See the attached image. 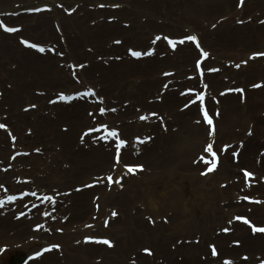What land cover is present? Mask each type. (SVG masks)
I'll return each mask as SVG.
<instances>
[{
    "label": "rangeland",
    "instance_id": "374dc122",
    "mask_svg": "<svg viewBox=\"0 0 264 264\" xmlns=\"http://www.w3.org/2000/svg\"><path fill=\"white\" fill-rule=\"evenodd\" d=\"M2 1L6 3L0 4V25L18 31L7 32L0 26V32L9 36L8 41L18 56L12 60L8 56L3 61L0 93L5 83L14 86V81L7 79L8 72L15 70L20 80L28 72L22 66L27 59L25 54L17 52L18 47L25 48L21 41H31L45 51L38 48L30 51L37 55L31 58L30 75L25 76L31 79V97L13 102L0 96V113L7 116L4 121L10 123L9 129L16 135L19 136L15 132L17 126L21 134L31 136V142L19 147L32 150L44 146L45 152L36 163L28 153L16 154L7 133L0 136L3 145L0 148H7L6 156H0V187L15 192L12 197L18 200L14 214L5 216L6 209L0 208V220H8L0 229V264H43L47 259H53L47 264H225L226 261L264 264V233H254L249 224L236 219L244 217L256 227L264 228V128L255 125L251 115L262 116L264 110L263 97L256 93L264 87V56L254 55L264 53V14H256L264 11V0H257L258 9L245 15L236 11L222 13L211 5L194 11V2L199 0ZM224 14L230 18L227 20ZM115 25L121 30L112 29ZM231 25L243 26L241 37L224 34ZM204 30L211 33L204 37ZM186 36L197 37L199 48L197 42L185 40L181 44L177 41ZM164 37L177 41L175 47ZM165 42L169 47L162 49L160 44ZM74 45L80 48L76 52ZM183 48L193 52L189 62L180 51ZM201 49L208 53L206 58ZM129 50L170 53L174 65L155 69L154 76L158 79L153 77L160 79L155 86L150 85L149 74L141 69L129 73L110 88L109 82L102 79L103 72L93 65H103L106 72L113 62L140 63L145 56L133 57ZM113 55L118 58L111 59ZM198 61L203 70L209 67L216 71L195 75ZM38 64H47V77L38 76L35 70ZM180 66L183 68L179 69ZM162 87H175L178 92L194 90L192 103L195 101V105L201 103L196 99L199 92L207 96L203 108L212 117V125L207 124L202 110L191 114L184 100L170 110L184 115L187 120L190 114L193 124L204 129V139L196 147L197 152L191 150L188 154V166L192 170L184 167L175 173L169 159L157 162L158 166L154 167L143 156L153 148V151L159 150L158 155L175 158L174 149L167 146V142L169 133L179 130L178 122H169L165 109L154 106L163 103L155 97ZM15 88L17 94L25 93L17 80ZM89 89L95 92L94 96H76ZM35 90L46 91L45 97L40 95L42 104L60 114L54 121V130L56 134L68 135L73 142L72 156L65 157V149L55 138L54 130L51 134L44 131L35 138L28 132L37 124L35 116L25 109V105L31 103L40 104ZM5 91L6 95L12 93L6 87ZM56 91L75 98L60 100L59 95L55 96ZM119 91L122 96L117 98ZM48 98L53 103L46 104ZM237 98V104L244 108L240 115H236L234 106L230 110L225 104V99L233 102ZM255 101L256 109L251 110ZM127 102L132 107L131 113L129 108L101 118L98 108L100 110L103 104L124 107ZM147 111H150L148 119L135 122L141 112ZM19 113L25 114L27 121H17ZM116 123H120L119 138L135 141L134 149L142 154L134 162L150 167L149 172L129 176L125 170L113 166L122 164V159L114 161L112 167L111 161L104 168L96 167V171L89 167L82 152L91 147L100 149L107 132L113 130ZM251 137L255 138L252 144ZM112 138L115 149L118 140ZM209 144L213 146L215 157L205 151ZM250 145L247 156L245 151ZM177 153L185 157L182 151ZM127 161L124 158V162ZM211 161L216 162V167L208 171ZM245 172L252 175L246 176ZM16 176L25 177L18 181L24 183L18 188ZM108 177H112L111 181ZM33 184L40 190L35 196L31 195L34 191L28 189ZM46 196L53 199L46 200ZM78 203L79 208L75 209ZM28 207L30 218L10 221L19 212L23 215ZM45 212L49 213L47 225L32 231L30 225H37ZM103 240H108L111 246L100 242ZM87 243L94 249L87 250ZM74 246L82 247L74 249ZM213 246L216 255H212ZM237 248L239 250L234 251Z\"/></svg>",
    "mask_w": 264,
    "mask_h": 264
},
{
    "label": "bare ground",
    "instance_id": "6f19581e",
    "mask_svg": "<svg viewBox=\"0 0 264 264\" xmlns=\"http://www.w3.org/2000/svg\"><path fill=\"white\" fill-rule=\"evenodd\" d=\"M240 0H235V5H233V0H199V1H195L194 2V11H197V9L199 8L200 10L208 8L209 5H211L214 9L222 12V13H227L230 11H236L240 14H248V12L251 11H256L258 9V1L257 0H245V2H242V4L239 5ZM6 2L0 0V4L3 5ZM259 16L264 14V11H260L259 13H257ZM224 16L226 17V19L228 20L230 18L229 15L224 14ZM222 16V17H224ZM190 18V17H189ZM233 21H236L233 18ZM47 22V21H45ZM43 24V23H42ZM41 24V25H42ZM46 23H44L43 25H45ZM42 25V26H43ZM121 27H119L118 25H115L112 29H116L118 31H120ZM243 29V26H230L228 27L225 31L224 34H236L237 36L241 37V30ZM264 29V28H263ZM262 30V29H259ZM262 32H264L262 30ZM211 31L209 30H204V37H206L208 34H210ZM217 33H219L217 31ZM9 36L6 33H1L0 32V70H2L4 63L3 61L8 58L9 56V60L15 59L17 58V54L18 53H14V49H13V45L11 42L8 41ZM228 42V41H227ZM161 48H166L169 47L167 44L162 43L160 44ZM80 49L77 45H74L73 50L76 52V50ZM31 50L22 47H18V51L20 53L25 54L24 58H27L26 61H23L22 66H24V71L28 70L27 74L28 76L30 75L29 73H31V58H37V55H35L34 53L30 52ZM181 52H184L185 55V61L189 62L193 52L192 51H188L186 48L180 49ZM174 57H177L176 54H174ZM46 58L47 57H43ZM118 58V56H114L113 55V60H116ZM30 59V60H29ZM173 55L168 53V54H160V53H155V54H151V55H147L144 59L141 60V62H132L129 63V60L127 61H121V62H113L112 63V67L107 70L106 72H104L106 70V68L103 67V65L99 64V63H95L93 65V67L96 70H99L100 72H103V77L102 79L104 81L109 82V86L110 88H112V86H115V84L122 82V80L131 72H133L134 70L136 71H140L142 69L143 73H148V81L150 83L151 86H155L159 83V80H156L154 77L155 73L154 71H156L155 69L161 68L163 66H170V65H174L172 64L173 61ZM50 62V61H49ZM181 67V66H180ZM40 68V70L38 69ZM38 68H36L35 70H37L38 76H45L47 77V64H43V65H39L38 64ZM167 70V69H166ZM39 71V72H38ZM92 71V70H91ZM43 74H40L42 73ZM162 72V71H161ZM25 76L27 75L26 73H24ZM92 74V73H91ZM262 74H264V72H262ZM8 77L7 79H12L14 81V89H15V82L16 80L22 84V91H25L26 94H30L31 91V79L27 76L25 79V76L22 77V80L18 79V75H15V70L13 72H8L7 73ZM87 75V74H85ZM154 76V77H153ZM158 79V77H156ZM25 79V80H24ZM62 82V81H60ZM61 84V83H59ZM8 83H5V86H8ZM125 87V91H126V86ZM127 93V92H126ZM256 93L258 95H261L263 97L264 100V87L260 88L258 90H256ZM118 97L122 96V92L119 91V94H117ZM168 95V96H167ZM165 96V101L163 104H154L155 107L158 108H164L165 110H172V108L175 106V104L177 102H179L177 96L174 93L171 94H167ZM6 99L13 101V102H19V100L23 99V95L22 94H17L16 92H12V93H8L6 95ZM135 99V98H134ZM237 100L239 101V98L234 99L233 102H231L229 99H225V104L226 106L231 110L233 108V106L236 108L235 112L236 115H240L242 113H244V108H241L238 104H237ZM142 102H144L142 100ZM163 105V106H162ZM256 105V101L252 107L251 110L256 109L255 108ZM194 108H191L190 110L193 112ZM155 111H159V110H155ZM247 111V109H246ZM192 114V113H191ZM262 114L264 115V110L262 111ZM254 118L255 121V125H257L259 128L262 127L264 128V116L260 115L258 116L257 114L253 115L251 114ZM26 115H22L21 113H19V115L17 116V121L21 120H25ZM184 115L179 114L177 116V121L181 124V126H179V130L176 133H169V137H168V142H167V146H171V148L173 147L174 149V153H175V158L173 160L172 155L168 157V155H158L157 153L159 152V150L153 151V148L149 149L147 151V156L143 155L144 158H146L148 161L151 162V164L156 167L158 166L157 162H163L167 159L170 160L171 162V167L174 170L175 173L182 171V169L184 167H187L189 170H192L188 165H189V155L191 150H194V152H197L196 147H198V145H200L201 141L204 139V129L201 126H197L191 123H189V121L187 119H184ZM33 126L35 127L33 130V138H35L38 134L42 133V131L45 130V128H47V130L53 129L52 125L48 123L47 120V124L44 123L42 121V119H40V122H38L37 124H33ZM230 125H228L227 127H229ZM132 127V126H129ZM16 128V133L19 134V141L18 143L21 145L24 142H31L32 138L31 136H27V135H23L21 134L20 130H18L17 126ZM43 128V129H42ZM42 129V130H41ZM37 132V133H35ZM5 134L4 132L0 131V136ZM56 137L62 142V145L65 149L66 155L65 157H68V155L73 154V152L71 151L72 149V141L69 140L68 135L61 133L60 134H55ZM62 137V138H61ZM165 139V138H164ZM255 141L254 137H251V144L252 142ZM195 147V148H194ZM250 148L251 145L249 146L248 151L246 150V155H249L250 152ZM182 151V153L184 154L185 157H181L178 155L177 152ZM6 152H7V148H0V156H6ZM133 151L132 150H128L125 152V158L130 160L131 162H129L130 164L132 163V161H135L136 159L134 158H130L131 153ZM85 155V159L87 160V163L89 164V167L91 169H94V171L98 170L97 168H104L105 166H107L108 164H110L111 161V165L113 163V154L111 155L110 152L107 151V149L105 147L101 148V149H96L94 147H92L90 150H87L85 152H82ZM31 160L34 162H38L40 159H42L41 155H32L31 156ZM140 158V157H139ZM188 159V160H187ZM155 161V162H153ZM139 162H142L141 160ZM138 163V162H135ZM97 167V168H96ZM150 167H147L145 169V171L141 172L145 173V172H149ZM56 173V172H55ZM104 173V172H103ZM102 173V174H103ZM95 175H100L101 173H94ZM64 175H68V172H64ZM143 182V181H141ZM137 185H139V182L137 183ZM140 186V185H139ZM124 200H126V198H124ZM180 204L182 205V201L179 200ZM79 208V203L76 204L75 209ZM176 208V207H175ZM86 210H87V206H86ZM11 222H14L12 220H10ZM3 223H5L4 221L0 220V229H2L3 227ZM186 223V221H185ZM143 224V226H145V223H141ZM17 226H19L17 224ZM21 228L23 230L26 229L25 224H22ZM23 234V233H21ZM250 245V243H248ZM82 246H74V249L80 248ZM85 248L89 251L94 249V246H89L86 245ZM239 248L234 249V251H238ZM103 251L105 252H109L108 249H104ZM106 256V253H105ZM107 258V257H106ZM49 260H53V259H47L46 261H44L43 264H47V261Z\"/></svg>",
    "mask_w": 264,
    "mask_h": 264
},
{
    "label": "snow or ice",
    "instance_id": "6c2138e0",
    "mask_svg": "<svg viewBox=\"0 0 264 264\" xmlns=\"http://www.w3.org/2000/svg\"><path fill=\"white\" fill-rule=\"evenodd\" d=\"M242 2H243V0H241V3H242ZM36 10L39 11V9H36ZM0 26H3V27H4V30L7 31V32H16V31H18V29L13 28V27H7V26H4V25H0ZM156 39L159 40L160 37H156ZM164 39L167 40L168 43H169L170 45H172L173 47H175L177 41H175V40H171V39H169L168 37H164ZM185 40L193 41V42H197V37H195V36H186V37H184L182 40H180L179 43L183 44ZM21 43H23V44H25V45H27V46H29V47H31V48H38V50L41 51V52L45 51V49H44L43 47H40V46H38L37 44H29L28 41H21ZM116 43H120V41H116ZM196 46L199 48V43H198V42L196 43ZM129 51H130V54H131L133 57H136V58H139V57L144 56V55H151V54H152L151 52H143V53H142V52H140V51H133V50H129ZM201 52H202V55H203V56L207 57L208 53L203 52L202 49H201ZM254 55L264 56V53H256V54H254ZM80 67H83V65H81ZM197 67H199V61L197 62ZM237 67H239V65H237ZM209 71H216V69H209ZM202 74H203V73L201 72V75H202ZM166 75H167V74H166ZM205 87H206V86H205ZM254 87H258V85H254ZM237 91H242V90L237 89ZM90 95H93V96L95 95V92H94L93 90H91V89H89V90L86 91V92H78V93H76V96H90ZM74 98H75V97H73V96H68V95H64L63 93H61V94L59 95V99H60V100H63V101H69V100H72V99H74ZM196 99H197L198 101L201 102V104L199 105V107H200L201 110L203 111V116H204L205 121L207 122L208 125H212V124H213L212 117L209 116L207 110L203 108V101H204V99H205L204 94H202V93H201V94H198L197 97H196ZM193 103H195V101H193ZM31 107H35V105H32ZM185 107H187V105H185ZM99 111H100L101 114H103V113L105 112V109H104V108H101ZM112 111H115V109H112ZM217 114H218V113H217ZM140 119H141V120H146V119H148V117L141 116ZM5 127H6V125H4V124H0V128H5ZM103 127H106V126H103ZM212 131L214 132V128H213ZM108 137H114V138H116V139L118 140V144H117V153H116V161L119 162V158H120V156H119V149H120L121 147H123V146L126 144V141L123 140V139H120V138H119V133H118V131H116V130L108 131V132H107V137H105V138H108ZM205 151H206V152H210V153H212V156H213V157L216 156V153L213 152V146H212L211 144H209V145L206 147ZM234 155H235V154H234ZM211 164H212V167L208 168V171H212V170H214V168L216 167V162H215V161H211ZM126 167H127V170H128L129 173H135L138 169L142 170V168H143L142 165H136V166H127V165H126ZM202 174H206V173H202ZM245 175H246V176H251L252 173L245 172ZM111 179H112V177H108V180H109V181H111ZM117 183H119V181H117ZM31 195L35 196L36 193L33 192V193H31ZM8 199H9V200H14V199H16V198L10 196V197H8ZM44 199H46V200H52L53 198H52V197H47V196H46V197H44ZM245 199H247V197H245ZM2 204H3V201H0V205H2ZM45 215H49V213H45ZM112 215L115 216L116 213L113 212ZM236 219H237V220H241V221H242L243 223H245V224H249L250 227H251L252 232H254V233H255V232L264 233V228H262V227H256L254 224H251V222H250L249 220H247L246 218H244V217H236ZM230 223H231V221H230ZM224 231H228V229H224ZM89 239H90V238H89ZM100 242H102V243H104V244H108L109 246H111V244H110V242H109L108 240H103V241H100ZM53 247H58V245H54ZM145 251H146V252H149L148 249H145ZM149 254H150V253H149ZM216 254H217V253H216V249H215V247L213 246V248H212V255H216ZM37 255H39V253H38ZM225 264H231V261H226Z\"/></svg>",
    "mask_w": 264,
    "mask_h": 264
}]
</instances>
